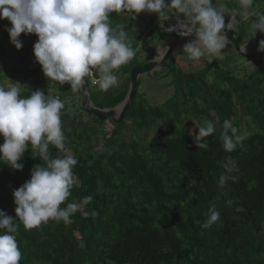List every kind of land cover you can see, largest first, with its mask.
Wrapping results in <instances>:
<instances>
[{
    "label": "trees",
    "instance_id": "obj_1",
    "mask_svg": "<svg viewBox=\"0 0 264 264\" xmlns=\"http://www.w3.org/2000/svg\"><path fill=\"white\" fill-rule=\"evenodd\" d=\"M257 1L261 9L257 13H264V0ZM130 15L110 13V26L123 25L125 30L134 20ZM156 18L148 21L138 14L135 19L144 23L145 37L166 35L162 45L167 48L172 38L159 31L169 23L156 24ZM175 18L187 20L178 16L168 20L172 23ZM9 27L7 20H0V66L26 68L37 64L33 55L37 36L22 33L18 38L22 48L16 50L10 42ZM125 31L135 56L115 71L118 86L106 92L99 89L95 94L93 88L98 84L92 82L99 79L98 69L84 78L87 97L96 109L112 110L121 104L131 71L147 63L136 60L144 34L129 39V31ZM227 35L241 46L254 37V33L247 39L230 32ZM179 47L183 51V46ZM224 50L232 51L230 46ZM182 51L167 58L166 69L161 72L172 78L171 98L151 107L136 92L132 107L119 124L108 119L98 121L82 109L80 118H72L67 113L66 95H57L64 103L61 121L68 154L78 161L73 169L78 182L61 208L68 203L80 205L88 195L93 202L78 208L70 216V225L49 220L29 230L17 219L14 235L22 254L19 264H264V49L259 43L257 56L243 58L253 67L245 64L243 76L226 69L228 59L224 65L213 61L201 71H184L175 57ZM56 83L42 70L26 76L0 72V86L7 89L16 84L22 97L36 90L53 97ZM63 86L72 99H79V92L72 91L69 84ZM83 114L88 121L83 120ZM190 120L197 124L192 133L184 128ZM205 120L211 121L216 131L203 138L201 142L206 141L208 147L202 149L196 147L194 135ZM225 120H230L239 133L248 134L243 146L230 153L224 151L220 138ZM126 128L132 133L127 143L120 138ZM49 148L53 155L57 153L53 145ZM33 156L29 146L19 161L24 165L22 171L13 170L0 159V210L14 219L13 191L30 179L34 166L44 164ZM233 162L234 169L228 172ZM221 175L236 179L220 187ZM213 206L220 219L206 228ZM84 210H95L98 215L85 218ZM5 233L6 229H0V234Z\"/></svg>",
    "mask_w": 264,
    "mask_h": 264
},
{
    "label": "clouds",
    "instance_id": "obj_2",
    "mask_svg": "<svg viewBox=\"0 0 264 264\" xmlns=\"http://www.w3.org/2000/svg\"><path fill=\"white\" fill-rule=\"evenodd\" d=\"M244 8L253 0H240ZM166 9L187 17L179 27L186 34L195 32V39L183 46V52L194 61L208 54L220 55L229 44L228 30L238 23L232 16L225 24V16L213 6V0H0V20H7L11 44L16 50L22 48L21 34H35L37 42L33 46L35 61L41 66L43 75L61 85L69 84L72 91L87 95L85 77L91 76L92 69L100 75L93 83L103 91L118 86L115 71L128 64L135 56L127 39L124 26L112 28L110 13H130L135 19L142 12L156 14L160 20L170 18ZM253 33H264V13L258 14L251 25ZM175 31L176 28H170ZM174 40V39H172ZM187 40V39H186ZM264 49V40L260 41ZM163 48L160 58L167 54ZM249 66L252 67L250 63ZM253 68V67H252ZM64 103L58 97L46 96L42 90L31 91L22 97L16 84L7 89L0 86V159L15 171L23 170L21 161L29 146L44 164L31 169L30 179L12 193L15 217L0 210V264H19L21 251L14 233L18 231V219L25 229L38 228L49 220L63 221L70 225V216L78 208L93 202L91 195L85 196L80 205L68 203L61 208L70 195V189L78 182L73 169L77 159L66 147V137L62 131L61 110ZM216 131L211 121L205 120L194 135L197 148L207 149V142H201ZM248 137L239 133L230 120L222 125L220 138L225 152L234 151ZM57 150L55 155L49 145ZM60 153H65L61 156ZM233 167L228 168L232 172ZM235 176L221 175L220 187H224ZM210 216L204 227H210L220 219V212L211 207ZM83 217H95V210H84Z\"/></svg>",
    "mask_w": 264,
    "mask_h": 264
},
{
    "label": "rangeland",
    "instance_id": "obj_3",
    "mask_svg": "<svg viewBox=\"0 0 264 264\" xmlns=\"http://www.w3.org/2000/svg\"><path fill=\"white\" fill-rule=\"evenodd\" d=\"M258 5L260 6L257 0H253V4L248 8H244L240 0H213V6L217 9V11H221L224 14L225 24L229 22L232 16L236 17L238 23L234 26L232 30H228L227 32V33L230 32L231 34H234L236 38H238V35H239L242 38L246 37L247 39L248 37H251L253 35V31L251 29V25L253 22L251 21H252V18L256 14H258L259 11H261V9L259 10ZM166 12L169 14L170 17L178 16L181 18H186V17H183L182 14L176 13L175 10L173 9H166ZM140 14L143 17V19H146L148 21L155 19V16L157 17V15L152 14V13H147V12H142ZM165 22L170 23L169 20H165ZM145 29L146 28L144 27V23L141 20H137V19L130 20L128 22V25L125 28V30L129 31L128 32V34L130 35L129 39H132L133 37H143V34H144L143 40L145 41L143 44H140L136 50V54H137L136 60L139 64H142L145 61L148 62L153 57V55H154V61L159 60V55H157L155 51L164 43V41L167 38L166 35H160V34H159V37H157L155 36V33L149 34L147 35V37H145L146 36L144 33ZM0 34H1V31H0ZM175 57H176V62L178 63V65H180L179 67L181 69L183 68L184 71H189V72L190 71H194V72L201 71L205 69L207 66H209L210 64H212L213 61L220 62V64L224 65V61L226 59V61L229 60V64L227 65L226 69H229V70L232 69L233 70L232 72L234 75L238 74L239 76L240 74L241 76H243L246 73V71L243 70L244 69L243 66L245 64H248L246 60H244L243 58H240L238 55H236L231 50H223L220 55H213L211 57H209L208 54H205V56L201 57L197 61L189 59L188 53L183 52V51L182 53L177 54ZM183 57H186L187 59H184ZM32 59L33 57L29 58V60H32ZM234 67L235 69H233ZM161 72H162V69L156 68L155 71H153L149 75H145L141 77L139 81L137 93L139 96L143 97L142 99L145 100L147 104H149V106L151 107L153 106L158 107L164 104L174 94V85L172 84L171 76L168 77L166 76V74L161 73ZM6 78L8 79L10 77L7 76ZM5 83L7 84L6 80H5ZM54 89L52 88L53 91H57V92L51 94L53 97H58L57 95H59V93L66 95L67 98L65 100H68L67 113L72 118H75V119L80 118L78 114V112L81 109L79 99L77 98H75V100L72 99V97L69 96L68 94L69 91H67L65 89V86L61 85L59 82L55 84ZM99 89H100L99 86L96 89L93 88V92L96 94ZM91 99L95 100L96 96L93 95ZM83 116H84L83 120L88 121V119L85 118L86 115L83 114ZM184 128L189 133H192L196 131L197 124L192 120L186 121L184 123ZM131 134H132L131 131L126 128L120 138L125 143L130 142Z\"/></svg>",
    "mask_w": 264,
    "mask_h": 264
},
{
    "label": "water",
    "instance_id": "obj_4",
    "mask_svg": "<svg viewBox=\"0 0 264 264\" xmlns=\"http://www.w3.org/2000/svg\"><path fill=\"white\" fill-rule=\"evenodd\" d=\"M227 36L229 38V41H230L229 46L232 49V51H234L237 55H239L242 58L252 59L255 56H257L259 52V43L263 36V33L259 31L255 32L252 41L248 43L246 46L235 44L232 38L229 35ZM194 39L195 38L192 37L187 40L174 39L169 42L167 41L168 51H167V54L163 57V59H161L159 56V60L157 61L156 60L154 61V58H153L149 60L146 64H144L142 67L134 68L130 73L127 95L124 101L121 104H119L116 108H113L112 110L96 109L90 103L87 95H84L83 91H81L79 92V101H80L81 109L84 110L86 114L92 115L98 121H105L106 119H108L112 122L119 124L122 121L125 112L128 111L132 107V103H133V100L135 98V95L138 89L140 78L145 75H149L150 73L155 71L156 68L166 69V64H165L166 59L172 56L173 54H176L177 52H179V50L182 49L179 46H184V44ZM247 47L249 48L247 49ZM39 70H41V66L38 63L33 66L26 67V68L0 66V72L2 73L22 75V76L34 74L38 72ZM84 87H85V90L87 91L88 88L86 84Z\"/></svg>",
    "mask_w": 264,
    "mask_h": 264
},
{
    "label": "built area",
    "instance_id": "obj_5",
    "mask_svg": "<svg viewBox=\"0 0 264 264\" xmlns=\"http://www.w3.org/2000/svg\"><path fill=\"white\" fill-rule=\"evenodd\" d=\"M165 20H157L156 24H162ZM181 21L187 23L188 20H184V19H179V18H175L174 21L172 23H169V25H162L160 28L159 33H166L168 34L172 39H179V40H186V39H190L193 36H195V32H193L192 34H186L184 29L180 28L179 25L181 23ZM176 28L175 31H170V28ZM96 83L92 82V85H95Z\"/></svg>",
    "mask_w": 264,
    "mask_h": 264
},
{
    "label": "crops",
    "instance_id": "obj_6",
    "mask_svg": "<svg viewBox=\"0 0 264 264\" xmlns=\"http://www.w3.org/2000/svg\"><path fill=\"white\" fill-rule=\"evenodd\" d=\"M156 20H157V19H156ZM156 20H155V21H156ZM238 38H239V39H243V38H242L241 36H239V35H238ZM163 47H164V46L161 45V46L155 51V53H157V55L160 54L161 51H162V49H163ZM179 51H182V50H179ZM155 53H154V54H155ZM159 56H160V55H159ZM153 58H154V55H153V57H152L151 59H153ZM151 59H150V60H151Z\"/></svg>",
    "mask_w": 264,
    "mask_h": 264
},
{
    "label": "bare ground",
    "instance_id": "obj_7",
    "mask_svg": "<svg viewBox=\"0 0 264 264\" xmlns=\"http://www.w3.org/2000/svg\"><path fill=\"white\" fill-rule=\"evenodd\" d=\"M249 47H247V49H248ZM250 50V49H249ZM161 54V53H160Z\"/></svg>",
    "mask_w": 264,
    "mask_h": 264
}]
</instances>
